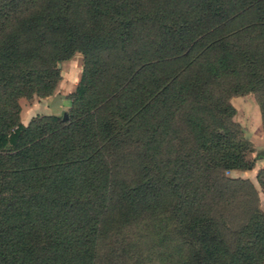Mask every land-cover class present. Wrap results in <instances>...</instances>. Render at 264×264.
Here are the masks:
<instances>
[{
  "label": "trees",
  "instance_id": "obj_1",
  "mask_svg": "<svg viewBox=\"0 0 264 264\" xmlns=\"http://www.w3.org/2000/svg\"><path fill=\"white\" fill-rule=\"evenodd\" d=\"M74 52L65 118L20 123ZM246 93H264V0H0V264H99L104 242L129 261L144 221L158 264H262L264 209L227 175L253 167L229 102Z\"/></svg>",
  "mask_w": 264,
  "mask_h": 264
},
{
  "label": "rangeland",
  "instance_id": "obj_2",
  "mask_svg": "<svg viewBox=\"0 0 264 264\" xmlns=\"http://www.w3.org/2000/svg\"><path fill=\"white\" fill-rule=\"evenodd\" d=\"M82 66V56L78 52H74L71 56L57 63L59 69L60 80L57 82L53 93L63 92L64 104L61 105L55 115L60 116L62 112L69 109L67 95L73 92L77 84ZM37 99L36 96L31 98H20L21 108L27 110L31 102ZM230 104L234 107L235 112L231 120L235 122L241 129V140L244 145V157L253 162V167L247 171H239L237 175L230 171L227 175L231 177H239L250 182L256 192V206L264 209V190H261L255 181L257 170L264 169V122L261 121L259 107H264V93H246L244 95L232 96L229 99ZM19 103V102H18ZM258 116L256 118L255 113ZM249 204H237L230 212L228 221L234 224L237 220H244L251 209L253 202ZM255 205V204H254ZM152 226V228H151ZM162 233L157 231L155 222L144 221L138 224L136 232L132 234L133 244L136 245L137 252L133 251L129 261H125L116 256H108V250L105 249V242L99 249L101 255L99 264H158L166 263L165 255H170V245L161 240ZM262 264H264V259Z\"/></svg>",
  "mask_w": 264,
  "mask_h": 264
},
{
  "label": "crops",
  "instance_id": "obj_3",
  "mask_svg": "<svg viewBox=\"0 0 264 264\" xmlns=\"http://www.w3.org/2000/svg\"><path fill=\"white\" fill-rule=\"evenodd\" d=\"M64 96L65 93L59 91L58 93L56 92L46 97H37L35 101L30 103L27 110L21 108L20 101H18L20 107L18 113L19 122L22 124H26L27 121L35 115L55 114V112L59 110L61 105L64 104ZM255 116L257 118L258 116L257 112L255 113ZM233 172L235 173L236 171ZM237 172L235 174L240 175Z\"/></svg>",
  "mask_w": 264,
  "mask_h": 264
},
{
  "label": "water",
  "instance_id": "obj_4",
  "mask_svg": "<svg viewBox=\"0 0 264 264\" xmlns=\"http://www.w3.org/2000/svg\"><path fill=\"white\" fill-rule=\"evenodd\" d=\"M65 116H66L65 112H63L61 118L64 119Z\"/></svg>",
  "mask_w": 264,
  "mask_h": 264
}]
</instances>
